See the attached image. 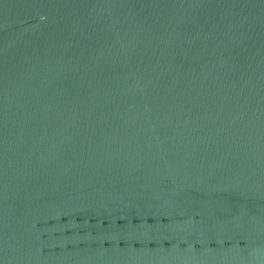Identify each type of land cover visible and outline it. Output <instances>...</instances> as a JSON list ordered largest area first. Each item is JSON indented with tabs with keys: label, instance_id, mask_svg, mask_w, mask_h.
Segmentation results:
<instances>
[{
	"label": "water",
	"instance_id": "1",
	"mask_svg": "<svg viewBox=\"0 0 264 264\" xmlns=\"http://www.w3.org/2000/svg\"><path fill=\"white\" fill-rule=\"evenodd\" d=\"M0 264H264V0H0Z\"/></svg>",
	"mask_w": 264,
	"mask_h": 264
}]
</instances>
